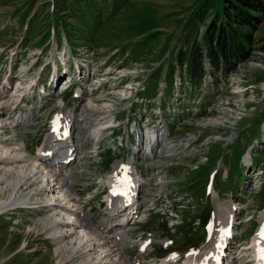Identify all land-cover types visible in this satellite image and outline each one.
Instances as JSON below:
<instances>
[{
	"label": "rangeland",
	"instance_id": "1",
	"mask_svg": "<svg viewBox=\"0 0 264 264\" xmlns=\"http://www.w3.org/2000/svg\"><path fill=\"white\" fill-rule=\"evenodd\" d=\"M202 1L0 0V96L10 106L4 111L11 123L0 131V151L18 145L34 154L46 143L56 111H73L75 133L67 143L78 152L75 164L82 157L90 164L77 174L74 189L93 223L108 213V188L96 182L111 174L114 162L124 160L120 175L150 180L139 197L157 209L141 221L142 208L124 227L134 233L125 253L139 264L170 255L185 264L188 253L209 242L206 225L218 224V206L231 204L237 225L224 263L234 257L231 264H253L246 263L250 251L239 253L264 223V18L253 33L250 58L223 74L206 57L202 36L213 7L196 17ZM225 4L217 1L221 9ZM195 43L206 70L200 81L180 60L188 59ZM63 69L71 79L65 92ZM17 80H32L39 90L19 91L23 102L13 111L9 97ZM140 113L158 114L168 137L157 147L163 152L147 163L136 160L145 152L128 130ZM118 123V129H107ZM10 193L0 189V202ZM60 212L49 214L65 219ZM5 213L0 264H57L58 244L40 230L48 213ZM140 238L147 239L144 251L134 243Z\"/></svg>",
	"mask_w": 264,
	"mask_h": 264
},
{
	"label": "bare ground",
	"instance_id": "2",
	"mask_svg": "<svg viewBox=\"0 0 264 264\" xmlns=\"http://www.w3.org/2000/svg\"><path fill=\"white\" fill-rule=\"evenodd\" d=\"M17 81H19L18 87L14 86V92L9 97L10 102L15 104L13 111L22 103L18 99L19 91L28 89L33 84L32 80L25 82V84L20 80ZM65 86L68 89L67 83ZM16 99L18 100L16 101ZM8 108L10 109V106L7 105V101L0 96V131L6 130L11 125L9 118L6 117L10 116V113L7 115L4 111ZM73 119V111L63 113L57 110L50 124L51 134L48 135L46 143L39 146L34 154L26 155L25 151L18 145L15 148L6 147L3 148V152L0 151V189L7 188L8 190L9 188L11 192L7 199L0 202V216L6 211L16 212L26 209H31L37 213H48V216L46 215L43 221H40V230L49 237V240L52 239L58 244L55 249L57 264H139L131 260L129 255L125 253L127 245L132 244L131 236L134 233L133 229H124V227L130 220H133L136 212L143 206L141 203L138 204L136 198L140 199L138 196L143 192L141 187L145 183L149 185L150 180L141 182L138 189V183L131 180L127 187V194L122 198L108 195L106 197L108 213L99 223H93L79 207L77 199L80 194L74 189V181L80 179L77 174L82 173L81 169H87L90 164L83 163L87 160L85 157L79 160L81 163L75 164L78 152L74 145L65 141L63 133L65 130V133L69 132L70 135H74ZM15 126L21 127V124L18 123ZM58 126L60 128L56 129ZM159 132L160 130H157L158 135ZM121 166V162H114L110 171L111 174L106 175V178L96 182V184H99L100 187L105 185L109 188L122 184L117 177ZM73 171L74 173H72ZM88 187L91 188V186ZM117 191L118 188L115 189L114 193ZM126 209L127 212L120 214V211H126ZM52 210L61 211L60 213H63L65 219H61L57 214H49ZM150 211L147 208L144 209L141 221L147 220ZM236 211L237 209L232 204L229 208L223 205L218 206L219 225L216 221L214 222L218 226H216L217 230L204 247L186 255L187 264L224 263L227 256L224 251L228 250V246L234 237L232 232L237 225L233 221ZM225 216L228 217L226 225L223 226ZM216 219L218 221V216ZM229 228L232 230L230 234ZM76 230L80 231L76 232ZM146 242L147 239L141 238L134 243L138 245L140 250L144 251ZM263 249L264 242H259L253 238L250 246H242L239 255L244 257L245 253L250 251L251 253L248 255L250 259L246 263L264 264ZM172 263L171 256H168L156 264Z\"/></svg>",
	"mask_w": 264,
	"mask_h": 264
},
{
	"label": "trees",
	"instance_id": "3",
	"mask_svg": "<svg viewBox=\"0 0 264 264\" xmlns=\"http://www.w3.org/2000/svg\"><path fill=\"white\" fill-rule=\"evenodd\" d=\"M218 0H203L202 9L195 13L202 19L207 10L213 9L211 23L207 26L202 42L212 70L223 74L234 72L239 63L247 61L253 51V33L264 18V0H225L227 4L217 5ZM202 50L195 43L189 51L188 75L200 81L206 74Z\"/></svg>",
	"mask_w": 264,
	"mask_h": 264
},
{
	"label": "snow or ice",
	"instance_id": "4",
	"mask_svg": "<svg viewBox=\"0 0 264 264\" xmlns=\"http://www.w3.org/2000/svg\"><path fill=\"white\" fill-rule=\"evenodd\" d=\"M261 235L264 236V229H262V231H261Z\"/></svg>",
	"mask_w": 264,
	"mask_h": 264
},
{
	"label": "crops",
	"instance_id": "5",
	"mask_svg": "<svg viewBox=\"0 0 264 264\" xmlns=\"http://www.w3.org/2000/svg\"><path fill=\"white\" fill-rule=\"evenodd\" d=\"M3 259V256H0V261ZM1 263V262H0Z\"/></svg>",
	"mask_w": 264,
	"mask_h": 264
}]
</instances>
